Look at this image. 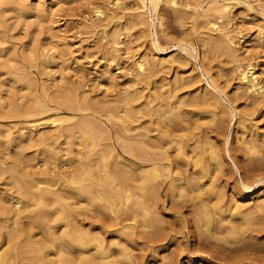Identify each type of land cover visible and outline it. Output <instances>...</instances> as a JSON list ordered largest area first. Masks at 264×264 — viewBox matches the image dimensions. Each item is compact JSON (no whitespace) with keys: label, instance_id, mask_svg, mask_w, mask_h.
<instances>
[{"label":"bare ground","instance_id":"obj_1","mask_svg":"<svg viewBox=\"0 0 264 264\" xmlns=\"http://www.w3.org/2000/svg\"><path fill=\"white\" fill-rule=\"evenodd\" d=\"M138 1L141 12H124L118 0L113 3V10L98 5L93 12L112 22H119L127 15L128 24L144 33L147 21L143 14L147 9L155 14L154 23L162 25L158 6L168 2L175 9L179 8L177 0ZM184 6L186 9H180L178 16L182 22L192 17L191 26L204 47H216L222 53L237 57L230 33L215 22L198 20L202 13L197 14V18L192 16L196 4L185 2ZM227 6L222 3L215 9L222 12ZM9 8L20 16L47 20L46 7L39 0L35 5L22 0L3 9ZM4 26L5 19L0 15V31L3 32ZM122 37L117 28L110 33V39L116 44ZM0 39L3 38L0 36ZM172 45L174 53L169 54L172 50L162 49L154 36L149 37L141 54L134 59L137 72L130 79L132 90L123 103L115 101L112 109L105 110L104 123L108 121L109 125L98 124L88 113L68 125H61L60 118L15 128L0 125V146L5 142L6 152L11 151L12 140L17 141V147L28 141L37 145L34 157L45 164L44 168L20 172L0 151V180L3 179L0 183V264H66L69 261L72 264H136L132 251L136 241L132 232L134 228L145 231L159 227L158 213L150 208L146 196H156L162 176L167 178L166 189L174 197L190 194L199 198L200 209L194 225L202 234L233 245L253 237L247 229L251 219L246 210L251 204H245L240 198L247 194L234 193L230 201L225 202L216 189L212 174L223 170V159L210 141L205 126L208 123L199 120L205 113L218 122L239 114L237 140L245 150L247 166L262 167L255 173V180L264 178V166H261L264 164V132L258 130L254 120L256 109L264 105V83L251 63L238 64V80L232 88L234 96H245V104L255 108L242 112L232 104L231 109L226 91L208 71L205 72L207 79L202 81L198 72L193 69L188 72L185 68L187 57L194 56L190 48L184 42ZM2 49L0 46V56ZM19 78L12 75L5 84ZM184 86L191 95H188L191 102L201 106L191 110L185 107L189 98L178 93ZM83 103L88 104V99L78 101V108H82ZM4 104L0 91V107ZM45 106L39 96H33L30 104L23 108L13 104L8 111L11 115L30 116L43 113ZM189 111L193 112V119L183 116ZM76 133H81L79 144L86 145L79 148L83 156L77 159L78 164L73 169L63 168L72 160L75 138L79 137ZM113 138L121 139V146L135 154L136 161L121 156L111 142ZM101 139L107 141L100 142ZM48 160L52 167L46 164ZM10 183L17 186L16 192L7 186ZM255 197L254 204L264 208V191H257ZM100 198L112 204L109 220L93 221L87 215L86 220L83 216L82 219L81 209L92 210V204ZM77 211L80 214H75Z\"/></svg>","mask_w":264,"mask_h":264},{"label":"rangeland","instance_id":"obj_2","mask_svg":"<svg viewBox=\"0 0 264 264\" xmlns=\"http://www.w3.org/2000/svg\"><path fill=\"white\" fill-rule=\"evenodd\" d=\"M20 1L22 0H0V15L5 19L3 32L0 31L3 38L0 39V46L4 48L0 56V91L5 102L0 107L1 126L12 125L15 128L49 118H60L61 125H68L82 116L86 117V113L93 115L98 124L109 125L108 121L104 123L105 110L112 109L115 101L123 103L128 91L132 90L130 79L137 72L134 59L141 54L150 36L157 39L162 49L172 50L169 54L174 53L172 44L184 42L194 54L193 57H187L185 68L188 72L192 69L198 72L202 81L207 79L205 72L208 71L226 91L231 109L232 104L242 112L255 108L245 104V96L236 98L232 88L238 80V64L251 63L264 83V0H177L178 9L164 2L158 6L162 25L154 23L155 14L150 13L149 9L143 14L147 21L144 33L129 25L131 23L128 24L127 15L120 18L119 22H112L103 18V15L94 14L93 9L98 5L113 10L115 0H39L46 7L47 20L32 15L20 16L13 9H3ZM25 1L31 5L38 2ZM118 2L119 8L126 13L141 12L138 0ZM185 2L196 4V12L192 16L197 18V14L202 13L198 20L215 22L232 35L237 59L227 52L222 53L216 47L209 49L210 46L206 48L201 44L196 30L191 26L192 17H187L182 22L178 16L180 9H186ZM222 3L228 6L220 12L215 7ZM114 28L123 36L117 44L110 39ZM12 75L20 76L19 80L5 84ZM186 90L188 89L184 86L178 91L182 97L189 98L185 107L191 110L201 106L191 102V95ZM33 96H39L46 103L43 113L26 116L11 115L8 111L13 104L19 108L30 104ZM85 99H88V104L83 103L82 108H78V101ZM204 115L206 116H202L199 121L208 123L205 126L208 128L210 141L223 159V170L212 174L216 189L222 193L225 202L234 193L247 194L240 198L245 204H251H247L250 208L246 210L251 219L247 229L254 235L233 245L234 243H224L202 234L201 229L194 225V218L200 209L199 198L190 194L174 197L166 189L167 178L162 176L156 196H146L150 208L158 213L159 227H150L145 231L134 228L132 232L136 241L132 250L136 264H165L169 261L174 264H199L200 261L201 264H264V208L253 202L256 192L264 191V178L255 180V173L260 172L262 167L256 165L252 169L247 166L245 150L237 140L240 134L237 128L239 114L234 113L230 120L226 118L227 120L220 122L215 117L212 120L207 113ZM183 116L185 119L194 118L191 111ZM254 120L258 130L264 132V105L256 109ZM80 134H75L79 137L75 138L72 160L68 165H63V168L73 169L78 164L77 159L82 158L79 148L86 145L79 144ZM105 141L107 140H100ZM111 142L126 160L136 161V155L121 146V139L113 138ZM17 144V141L12 140L9 152H6L5 142L0 146V151L12 167L20 172L45 167L39 158L34 157L33 150L37 145L28 141L20 143L19 147ZM15 151L21 156L15 154ZM36 161L38 164L34 165ZM46 164L53 166L51 160L46 161ZM261 166L264 164L261 163ZM2 181L3 179L0 183ZM244 184L250 185V188H245ZM7 186L17 191L16 185L10 183ZM91 207L92 210L82 208L81 214L80 211L75 214L79 213L85 220L86 215L93 221L109 220V215L112 214V204L109 201L100 198ZM70 263L73 262L66 264Z\"/></svg>","mask_w":264,"mask_h":264}]
</instances>
